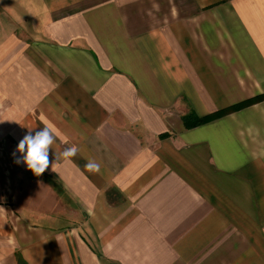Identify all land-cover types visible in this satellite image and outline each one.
Here are the masks:
<instances>
[{
  "label": "crops",
  "instance_id": "1",
  "mask_svg": "<svg viewBox=\"0 0 264 264\" xmlns=\"http://www.w3.org/2000/svg\"><path fill=\"white\" fill-rule=\"evenodd\" d=\"M0 121V264H264V0H0Z\"/></svg>",
  "mask_w": 264,
  "mask_h": 264
},
{
  "label": "clouds",
  "instance_id": "2",
  "mask_svg": "<svg viewBox=\"0 0 264 264\" xmlns=\"http://www.w3.org/2000/svg\"><path fill=\"white\" fill-rule=\"evenodd\" d=\"M56 139L57 134L55 129L47 122H44L43 128L35 132L32 131V128H29L28 132L19 140L16 149L12 153L14 163L26 165L27 169L31 170L36 176L43 174L50 164L53 169L54 162L50 161L49 153ZM78 151L79 149L76 146L65 148L59 154L55 153V158L56 160L60 158L69 160L75 157ZM17 153L20 155H17ZM84 168L90 173H98L100 171V165L94 160H89L84 165Z\"/></svg>",
  "mask_w": 264,
  "mask_h": 264
},
{
  "label": "trees",
  "instance_id": "3",
  "mask_svg": "<svg viewBox=\"0 0 264 264\" xmlns=\"http://www.w3.org/2000/svg\"><path fill=\"white\" fill-rule=\"evenodd\" d=\"M254 101H256V99H247L245 101L239 102L237 104L231 105L227 108L215 111V112L207 114L205 116H197L193 112H190V113H187V114L182 116V121H183L185 127H194V126H197L201 123L209 121L211 119L219 117L221 115H224V114H227L229 112L238 110V109H240L246 105L253 103Z\"/></svg>",
  "mask_w": 264,
  "mask_h": 264
}]
</instances>
